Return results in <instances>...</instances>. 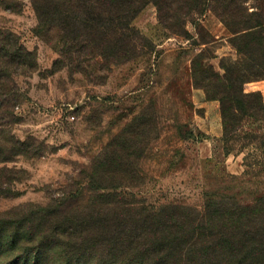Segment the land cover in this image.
Here are the masks:
<instances>
[{
  "label": "rangeland",
  "instance_id": "rangeland-1",
  "mask_svg": "<svg viewBox=\"0 0 264 264\" xmlns=\"http://www.w3.org/2000/svg\"><path fill=\"white\" fill-rule=\"evenodd\" d=\"M18 1L20 10L0 8V31L36 55V68L13 77L10 110L16 123L11 130L21 141L36 139L46 153L7 164L27 175L14 184L17 196L0 198V214L30 203L68 202L63 196L87 187L81 175L110 144L115 184L143 205L203 211L214 197L246 206L264 196V113L243 114L226 143L219 101L199 88L205 77L222 76L223 67L249 68L215 13L189 14L186 34L174 35L160 27L156 8L148 5L133 25L152 50L113 67L103 83H93L66 68L53 69L55 34L41 31L29 0ZM257 5L251 1L245 7L252 12ZM252 43L264 56V32ZM243 90L259 92L264 104V77ZM127 171L137 178L124 177Z\"/></svg>",
  "mask_w": 264,
  "mask_h": 264
},
{
  "label": "trees",
  "instance_id": "trees-1",
  "mask_svg": "<svg viewBox=\"0 0 264 264\" xmlns=\"http://www.w3.org/2000/svg\"><path fill=\"white\" fill-rule=\"evenodd\" d=\"M251 1L258 5L249 12L245 5ZM263 1L29 0L38 27L57 38L53 69L66 68L69 75L80 73L93 83H103L113 67L152 50L151 41L133 25L148 5L156 8L160 27L174 35L186 34L189 14L215 13L232 35L230 44L249 66L223 67L222 76L205 77L199 87L207 98L219 101L226 143L243 114L264 113L262 95L243 90L244 84L264 77V56L252 49V40L264 32ZM21 6L18 0H0V8L6 10ZM35 68L36 55L11 33L0 31V198L17 196L14 184L27 175L7 164L19 156L46 153L36 139L21 141L11 130L16 123L10 110L13 77ZM111 146L81 175L87 187L63 196L68 202L30 203L0 214V264H264V196L246 206L214 197L203 211L143 205L115 184ZM133 174L127 171L123 176L135 180ZM70 199L75 201L69 203Z\"/></svg>",
  "mask_w": 264,
  "mask_h": 264
}]
</instances>
